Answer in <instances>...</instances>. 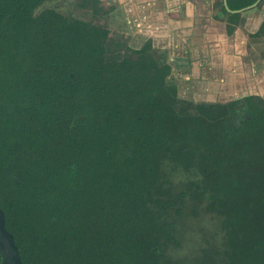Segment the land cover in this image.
Returning <instances> with one entry per match:
<instances>
[{
    "label": "trees",
    "instance_id": "16d2710c",
    "mask_svg": "<svg viewBox=\"0 0 264 264\" xmlns=\"http://www.w3.org/2000/svg\"><path fill=\"white\" fill-rule=\"evenodd\" d=\"M48 1L0 0V211L19 264H174L188 199L220 222L207 264H264V100L180 101L150 41L109 52L104 28L35 14ZM219 12L232 35L239 14ZM166 168L196 179L175 192Z\"/></svg>",
    "mask_w": 264,
    "mask_h": 264
},
{
    "label": "rangeland",
    "instance_id": "374dc122",
    "mask_svg": "<svg viewBox=\"0 0 264 264\" xmlns=\"http://www.w3.org/2000/svg\"><path fill=\"white\" fill-rule=\"evenodd\" d=\"M97 1L99 2L98 8L101 9V12H97V7L91 4L79 6L78 3H80V1L77 0H52L42 4L35 11V14L45 9H52L64 17L74 18L104 28V30L109 32L107 41V50L109 52L119 51L122 54L127 49L138 50L147 42L145 39L146 37L144 38L142 37L143 35L137 33L133 34V32L128 29L129 25L126 20H124V13L111 11L105 0ZM193 1L194 5L200 10L201 14H203V16H201L203 23L205 25L218 26L219 31L222 32L223 27L218 24L220 22L218 20H215V23L212 22L216 10H218L215 8V4L220 3L221 0ZM239 16V24L236 28L239 30L240 41L242 40L241 49L243 59L245 63H252L251 65L253 66L252 69H250V73L248 74L247 72L248 77L253 79V83L246 82L242 86L250 84L252 90L249 89L245 95L256 94V96L264 100V67H262V63L264 62V33H258H263L259 36L251 34L257 30L258 25L264 20V0L256 7L239 13ZM206 20L209 21L207 22ZM158 49L157 46L152 47V54L158 58L159 63L167 64V52L164 51L159 54L160 52H158ZM172 68L175 71V68ZM178 69V74H181L184 68L178 67ZM180 81L181 85H178ZM186 82L184 77L175 76L172 73L167 78V83L176 87L177 98L180 101L192 104H225L229 102V100L219 97L207 98V96L198 89V92H195L197 96H195V93L192 94L188 91L189 89L187 88H190V84ZM192 90L193 89H191V91ZM241 98H238V100ZM166 170L169 172L170 181L175 192L186 190L185 185L196 179V176L191 173H185L180 170L172 171L167 168ZM204 208V203L196 205L191 200H187L183 215L177 220L176 225V239L179 245L170 247L166 252V255L174 264H207L205 256L209 255L215 258L216 256L214 253L220 250L222 241L220 222L215 215L208 213Z\"/></svg>",
    "mask_w": 264,
    "mask_h": 264
},
{
    "label": "crops",
    "instance_id": "0c3cea01",
    "mask_svg": "<svg viewBox=\"0 0 264 264\" xmlns=\"http://www.w3.org/2000/svg\"><path fill=\"white\" fill-rule=\"evenodd\" d=\"M105 1L111 11L125 14L124 20L133 34L143 35L152 47L157 46L158 51L167 52L171 73L184 77L190 84L187 88L190 93L199 90L207 98L219 97L229 102L256 96L245 95L249 89L252 90L250 84L242 86L246 82L253 83L247 75L253 66L244 62L239 30L236 28L232 35H227L226 23L220 18L218 21L222 24H218L223 27L222 32L218 26L205 25L201 18L203 14L193 0ZM212 20L215 23L216 19ZM178 67L184 68L181 74H178Z\"/></svg>",
    "mask_w": 264,
    "mask_h": 264
},
{
    "label": "water",
    "instance_id": "95a60500",
    "mask_svg": "<svg viewBox=\"0 0 264 264\" xmlns=\"http://www.w3.org/2000/svg\"><path fill=\"white\" fill-rule=\"evenodd\" d=\"M262 0H256L252 5L239 10H230L227 5V0H222L223 6L229 14H239L246 10L256 7ZM241 103H244V99H241ZM0 254L2 258L1 264H19L18 252L12 242V236L8 234L3 225V216L0 211Z\"/></svg>",
    "mask_w": 264,
    "mask_h": 264
},
{
    "label": "flooded vegetation",
    "instance_id": "af4514ba",
    "mask_svg": "<svg viewBox=\"0 0 264 264\" xmlns=\"http://www.w3.org/2000/svg\"><path fill=\"white\" fill-rule=\"evenodd\" d=\"M221 1H222V0H221ZM221 1H220V2H221ZM219 4H220V3L215 4V6H216L215 8H217L218 10H216V14H215L214 17H219V16H220L219 18L222 19V22H225V23H226V17H227V16H224V15L222 16V15H220V12H219ZM211 12H212V11H211ZM214 13H215V12H214ZM261 24H262V23H261ZM260 26H261V25H260ZM259 28H260V27H259ZM259 28H258V31H259ZM258 31H257V32H258ZM257 32H256V33H257ZM256 33H254V34H256ZM241 99H243V98H241ZM241 99H239V100L241 101Z\"/></svg>",
    "mask_w": 264,
    "mask_h": 264
}]
</instances>
